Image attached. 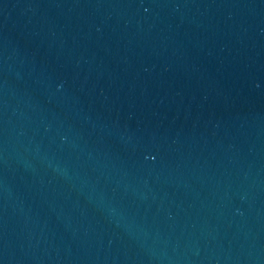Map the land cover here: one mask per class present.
Returning a JSON list of instances; mask_svg holds the SVG:
<instances>
[{"label": "water", "instance_id": "water-1", "mask_svg": "<svg viewBox=\"0 0 264 264\" xmlns=\"http://www.w3.org/2000/svg\"><path fill=\"white\" fill-rule=\"evenodd\" d=\"M0 264H264V0H0Z\"/></svg>", "mask_w": 264, "mask_h": 264}]
</instances>
